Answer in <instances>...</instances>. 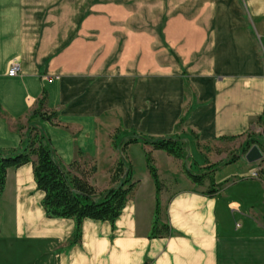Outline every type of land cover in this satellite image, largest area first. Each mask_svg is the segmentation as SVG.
Segmentation results:
<instances>
[{
    "label": "crops",
    "instance_id": "crops-1",
    "mask_svg": "<svg viewBox=\"0 0 264 264\" xmlns=\"http://www.w3.org/2000/svg\"><path fill=\"white\" fill-rule=\"evenodd\" d=\"M27 1L0 0V150H23L43 91L57 124H30L47 135L62 166L94 167L89 183L100 191L116 161L134 151L145 168L150 152L159 176L181 175L177 160L141 141L122 150L128 139L174 137L198 156L197 145L264 135L251 124L264 107V0L214 7L202 0L195 21L162 39L176 59L156 56L151 65L133 60L127 39L105 37L97 23L41 18ZM13 63L20 73L8 77ZM243 171L214 196L183 172L179 192L157 193L148 173L145 200L133 191L113 226L83 220L73 242V220L45 216L31 163L10 169L0 193V264H264V185ZM156 207L169 232L151 237Z\"/></svg>",
    "mask_w": 264,
    "mask_h": 264
},
{
    "label": "trees",
    "instance_id": "trees-1",
    "mask_svg": "<svg viewBox=\"0 0 264 264\" xmlns=\"http://www.w3.org/2000/svg\"><path fill=\"white\" fill-rule=\"evenodd\" d=\"M46 93L43 91L38 99L36 107L30 112L27 120L25 146L22 151L0 150V193L5 186V176L8 170L17 169L31 163L36 189L43 193L41 206L45 216L49 219H70L75 224L73 242H77L80 235L81 222L85 219L108 222L113 226L123 210L128 197L134 191L136 184L132 181L131 167L124 168V160L119 158L109 171V182L112 187L97 190L90 185L89 178L94 173V167L87 169L83 164L74 161L68 166H62L58 161L47 135L30 122L37 119L50 125H56L58 115L55 111L45 106ZM261 126L264 134V107L261 115L252 122ZM236 137H230L233 140ZM141 141L152 151H162L167 156L181 161V170L185 177L195 186H203L208 183L205 194L217 195L222 186L227 182L216 184L215 172L222 166L230 165L234 161L226 160L222 165L209 167L201 174H192L186 168L185 154L182 142L178 138H133L128 139L122 145V150L130 144ZM257 145V141L248 135L241 145L239 152L245 153L251 146ZM114 148V145H112ZM146 168L153 179L156 192H160V182L154 167V161L150 152L146 153ZM237 158V157H236ZM159 210L156 207L151 225L150 236L166 235L169 232L167 226L159 223Z\"/></svg>",
    "mask_w": 264,
    "mask_h": 264
},
{
    "label": "rangeland",
    "instance_id": "rangeland-1",
    "mask_svg": "<svg viewBox=\"0 0 264 264\" xmlns=\"http://www.w3.org/2000/svg\"><path fill=\"white\" fill-rule=\"evenodd\" d=\"M207 1V6L214 7L219 0ZM201 2L202 0H29L26 5L34 6L37 16L41 18L42 16H52L56 22L70 23L76 16V19L80 22L82 20L95 22L99 25V32L104 34L105 37L109 38L111 35H116L117 39H127L126 44H129L133 50L131 51L133 60L138 61L141 58H146L149 65H151L156 56L163 60L164 63L171 61V58L176 59L173 53L166 49L162 39L167 37L166 33L181 32L183 30V24L181 25V23L195 21L198 16L196 8ZM46 12L51 15H47ZM200 20H203V17ZM262 33H264L263 30ZM107 38H105L106 41H108ZM161 44L165 48L163 55L159 54L158 50ZM259 134L251 132L249 135L251 139L257 141L256 146L264 152V135L259 139ZM111 139H114V144L118 145L119 133L116 139L112 137ZM186 144L182 141L186 157L184 164L192 174H201L203 170L217 164L222 165L226 160L234 161L231 165L224 166L216 171L215 182L220 181L219 183H222L238 168L244 171L248 170L250 177L253 170L264 166V159L251 164L245 161V153L241 154L239 152L243 144L240 139H221L213 143L197 145L198 156L189 154ZM130 156H132L131 159L129 157L132 164L131 178L133 182L137 183L134 192L136 190L140 193V199L145 200L149 188L152 187L145 163L140 154L135 151ZM120 158L124 160V168L126 169L130 165L129 160L127 157L121 156ZM177 163L181 175H183L181 170L182 162L178 161ZM85 167L87 169L92 168L91 165ZM167 167L172 168L170 163L167 164ZM181 175L179 172L176 175H167L165 177L157 174L161 190H166L169 195L179 192L182 188V179L184 177V175L183 177ZM112 186L109 184L108 188ZM105 187L107 188V186ZM238 224L240 225L241 223L238 222Z\"/></svg>",
    "mask_w": 264,
    "mask_h": 264
},
{
    "label": "built area",
    "instance_id": "built-area-1",
    "mask_svg": "<svg viewBox=\"0 0 264 264\" xmlns=\"http://www.w3.org/2000/svg\"><path fill=\"white\" fill-rule=\"evenodd\" d=\"M264 36V35H263ZM20 73V67L17 63H13L10 65L7 76L8 77H15ZM263 159H264V152ZM251 179L259 180L264 184V166L258 167L257 169L253 170L250 174Z\"/></svg>",
    "mask_w": 264,
    "mask_h": 264
},
{
    "label": "water",
    "instance_id": "water-1",
    "mask_svg": "<svg viewBox=\"0 0 264 264\" xmlns=\"http://www.w3.org/2000/svg\"><path fill=\"white\" fill-rule=\"evenodd\" d=\"M244 159L247 163H255L263 159L262 151L256 146H251L244 154Z\"/></svg>",
    "mask_w": 264,
    "mask_h": 264
},
{
    "label": "bare ground",
    "instance_id": "bare-ground-1",
    "mask_svg": "<svg viewBox=\"0 0 264 264\" xmlns=\"http://www.w3.org/2000/svg\"><path fill=\"white\" fill-rule=\"evenodd\" d=\"M256 145V144H255Z\"/></svg>",
    "mask_w": 264,
    "mask_h": 264
}]
</instances>
